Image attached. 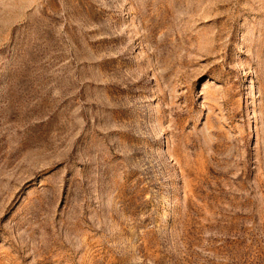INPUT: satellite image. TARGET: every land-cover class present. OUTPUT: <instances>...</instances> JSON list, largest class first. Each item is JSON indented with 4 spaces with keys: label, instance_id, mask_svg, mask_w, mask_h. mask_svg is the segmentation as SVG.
Wrapping results in <instances>:
<instances>
[{
    "label": "rangeland",
    "instance_id": "1",
    "mask_svg": "<svg viewBox=\"0 0 264 264\" xmlns=\"http://www.w3.org/2000/svg\"><path fill=\"white\" fill-rule=\"evenodd\" d=\"M0 264H264V0H0Z\"/></svg>",
    "mask_w": 264,
    "mask_h": 264
}]
</instances>
